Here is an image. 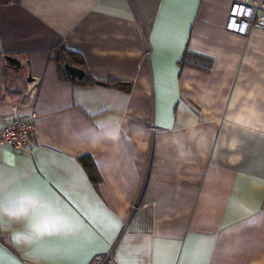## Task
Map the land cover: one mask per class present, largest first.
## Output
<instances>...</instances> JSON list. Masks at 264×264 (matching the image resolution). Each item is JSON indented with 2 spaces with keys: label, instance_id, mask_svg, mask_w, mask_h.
Instances as JSON below:
<instances>
[{
  "label": "crops",
  "instance_id": "0c3cea01",
  "mask_svg": "<svg viewBox=\"0 0 264 264\" xmlns=\"http://www.w3.org/2000/svg\"><path fill=\"white\" fill-rule=\"evenodd\" d=\"M231 3L0 0V119L38 82L36 138L0 144L5 264H264V30H226Z\"/></svg>",
  "mask_w": 264,
  "mask_h": 264
},
{
  "label": "built area",
  "instance_id": "2783aa9c",
  "mask_svg": "<svg viewBox=\"0 0 264 264\" xmlns=\"http://www.w3.org/2000/svg\"><path fill=\"white\" fill-rule=\"evenodd\" d=\"M225 28L243 36L253 29L264 30V0H232ZM37 91L38 82H30L22 100L12 106V115L0 119V144L15 150L32 144L38 133L33 108ZM20 110L28 113L21 115ZM91 264H115L114 250L97 256Z\"/></svg>",
  "mask_w": 264,
  "mask_h": 264
},
{
  "label": "trees",
  "instance_id": "16d2710c",
  "mask_svg": "<svg viewBox=\"0 0 264 264\" xmlns=\"http://www.w3.org/2000/svg\"><path fill=\"white\" fill-rule=\"evenodd\" d=\"M50 59L57 64L58 72H59L61 79L71 80L75 83H81V84H92L96 82V80L91 75H88V74H86V76L82 80H73L70 78V76L65 71V68H64L65 63H70L74 65L76 62H80L83 59L80 56V54H77L73 51L68 50L64 43L61 42L52 48V50L50 51ZM180 62L182 64L186 63V54L184 55V57L181 59ZM14 76H15V73L12 72V69L11 70H9V68L5 69L4 71L5 79L13 80ZM109 84L111 86H115L122 90L129 91V86H130L129 84H124L117 80H111ZM82 163L89 170L91 179L94 181L95 184H97L100 180H99L98 174L94 170V165L91 159L89 157H84L82 158Z\"/></svg>",
  "mask_w": 264,
  "mask_h": 264
},
{
  "label": "water",
  "instance_id": "95a60500",
  "mask_svg": "<svg viewBox=\"0 0 264 264\" xmlns=\"http://www.w3.org/2000/svg\"><path fill=\"white\" fill-rule=\"evenodd\" d=\"M5 60L7 62V65L15 70L16 72H20L24 70V66L21 62V60L14 56H6ZM65 71L73 80H82L86 76V72L80 68L79 66L72 65L70 63H65L64 65ZM33 79L32 75H28V81H31ZM98 84L105 85L106 83L97 81Z\"/></svg>",
  "mask_w": 264,
  "mask_h": 264
},
{
  "label": "snow or ice",
  "instance_id": "6c2138e0",
  "mask_svg": "<svg viewBox=\"0 0 264 264\" xmlns=\"http://www.w3.org/2000/svg\"><path fill=\"white\" fill-rule=\"evenodd\" d=\"M29 201L30 206L35 207L37 204H39L41 207H44L45 205L42 203V198L39 196H32V197H28L27 198ZM57 207H59V205L57 204ZM52 209L50 208V211ZM50 222H56L57 226H59V221L61 220V218L59 217H51L49 218ZM4 250L2 248H0V257H2ZM0 264H5L3 259H0Z\"/></svg>",
  "mask_w": 264,
  "mask_h": 264
}]
</instances>
